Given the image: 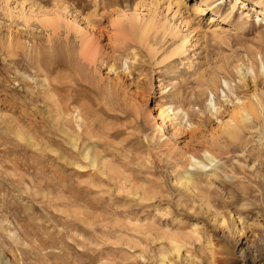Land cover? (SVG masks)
Listing matches in <instances>:
<instances>
[{"label": "rangeland", "instance_id": "obj_1", "mask_svg": "<svg viewBox=\"0 0 264 264\" xmlns=\"http://www.w3.org/2000/svg\"><path fill=\"white\" fill-rule=\"evenodd\" d=\"M263 13L0 0V264H264Z\"/></svg>", "mask_w": 264, "mask_h": 264}, {"label": "bare ground", "instance_id": "obj_2", "mask_svg": "<svg viewBox=\"0 0 264 264\" xmlns=\"http://www.w3.org/2000/svg\"><path fill=\"white\" fill-rule=\"evenodd\" d=\"M263 14H264V13H263ZM52 20H53V19H52ZM52 20H51V21L49 20V21H48V24L56 25V26H57L58 23H56L55 21H52ZM54 20H55V19H54ZM58 21H59V19H57V22H58ZM59 22H60V21H59ZM52 23H53V24H52ZM53 27H54V26H53ZM244 113L246 114V116H245V118H244V121H249V120H251V119L253 118V115H252L249 111L245 110ZM253 119H254V118H253ZM227 133H228L229 135H231L233 138H237V135H238V132H237V131H233V132H228V131H227ZM71 143L74 144L73 140H71ZM207 154L209 155V157H208L209 160H210V161H214L213 156H212L211 154H209L208 152L206 153V155H207ZM85 159H88V156H86ZM93 163H95V162H93ZM93 165H94V164H93ZM189 182L192 183L193 180H190V179H189ZM190 234H191V232H190Z\"/></svg>", "mask_w": 264, "mask_h": 264}]
</instances>
